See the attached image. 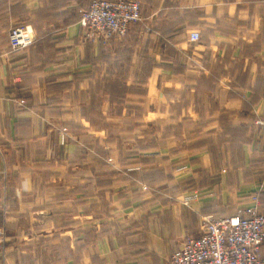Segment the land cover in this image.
<instances>
[{"label":"crops","instance_id":"0c3cea01","mask_svg":"<svg viewBox=\"0 0 264 264\" xmlns=\"http://www.w3.org/2000/svg\"><path fill=\"white\" fill-rule=\"evenodd\" d=\"M91 1L0 0V264H168L203 215L264 207V0H139L107 41ZM9 23L35 43L11 52Z\"/></svg>","mask_w":264,"mask_h":264},{"label":"built area","instance_id":"2783aa9c","mask_svg":"<svg viewBox=\"0 0 264 264\" xmlns=\"http://www.w3.org/2000/svg\"><path fill=\"white\" fill-rule=\"evenodd\" d=\"M80 15L86 36L102 41L125 36L132 23L142 20L139 0H93ZM191 38L197 40L199 34L194 32ZM9 41L13 48L29 47L35 41L32 26L14 27ZM258 124L264 131V117ZM251 199L252 204L231 216H202L201 234L187 236L168 264H264V208L257 192Z\"/></svg>","mask_w":264,"mask_h":264},{"label":"rangeland","instance_id":"374dc122","mask_svg":"<svg viewBox=\"0 0 264 264\" xmlns=\"http://www.w3.org/2000/svg\"><path fill=\"white\" fill-rule=\"evenodd\" d=\"M93 1V0H92ZM92 1H91V3H92ZM90 3V4H91ZM89 7V6H88ZM87 8H85V9H82V11L80 12V13H82L83 11H85ZM81 16V15H80ZM10 17H8V16H2V20H1V22L2 23H4L5 24V21L7 20V19H9ZM141 21H144V18H143V16H142V20ZM141 21H138V22H141ZM134 23H137V22H134ZM134 23H132V24H134ZM131 24V25H132ZM9 25V27L11 28L10 29V31H9V34H8V36L10 35V32H11V30L14 28V27H16V25H14V23L13 24H11V23H9V24H6L5 26H8ZM23 25H30V24H19V25H17V26H23ZM131 25H130V27H131ZM31 26V25H30ZM148 26L146 25V28H147ZM33 28V27H32ZM130 29V28H129ZM34 30V29H33ZM129 31V30H128ZM128 33V32H127ZM35 34V33H34ZM86 34V33H85ZM127 35V34H126ZM125 35V36H126ZM125 36H123V37H118V36H115V37H118V38H124ZM35 41H36V35H35ZM35 41H34V43H35ZM33 43V44H34ZM32 44V45H33ZM32 45H30V46H32ZM9 46H10V50H11V52H20V51H22V50H25L26 48H24V49H19V48H13L11 45H10V41H9ZM26 102H25V100H23V99H19L18 100V104L21 106V107H25L26 106V104H25ZM67 124H62L61 125V127L59 128V133H60V140H61V143L62 144H66L68 141H69V139L71 138L70 137V134L72 133L71 131H70V128L68 127V126H66ZM76 142H77V140H76ZM83 142H84V140H83ZM97 144L99 145V140L97 141ZM100 146V145H99ZM93 148V149H92ZM92 148H91V145H87L86 147L85 146H83L82 145V149H79V150H77L76 151V156L77 157H84V156H90V155H93V156H96V157H99V156H104V153H103V151L100 149V147H97V149H96V147H94V145H92ZM106 156L109 158V161H111V154H106ZM118 184V185H120V186H125V190L123 191L125 194L127 193V192H129L132 188H133V185L132 184H130L128 181H125V182H120V181H118V182H110V185L111 184ZM140 186H141V190H144L145 191V189H147V186L144 184V183H142V184H140ZM199 196H200V192H199V190L198 189H193V190H190L189 192H188V194H186L185 196H183V198H182V201H181V203H182V205H184L185 207H190L191 206V204L194 202V201H196L198 198H199ZM124 198V196L123 195H118V199L119 200H121L122 201V199ZM260 204V203H259ZM261 206V205H260ZM114 207V206H113ZM261 207H263V206H261ZM204 216V215H203ZM62 220H67L66 218H62ZM0 231H2V234L0 235V239L2 240V241H4L5 242V232H4V229L3 228H0ZM46 246H48V245H46ZM60 247V248H59ZM57 246L56 247V250H57V253H59V252H61V256L62 257H60L59 259H60V261L62 262V264H64L66 261H63V259L65 258V255L63 254V251H59V250H64V246L63 245H61V246ZM48 256H53L52 254L53 253H51V252H47L46 253ZM56 260V259H55Z\"/></svg>","mask_w":264,"mask_h":264},{"label":"trees","instance_id":"16d2710c","mask_svg":"<svg viewBox=\"0 0 264 264\" xmlns=\"http://www.w3.org/2000/svg\"><path fill=\"white\" fill-rule=\"evenodd\" d=\"M264 208V207H263Z\"/></svg>","mask_w":264,"mask_h":264}]
</instances>
